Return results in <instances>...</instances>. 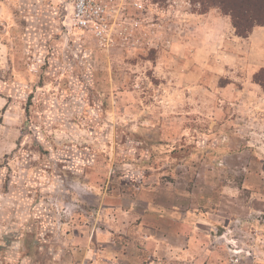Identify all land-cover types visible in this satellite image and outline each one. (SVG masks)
I'll return each mask as SVG.
<instances>
[{
	"label": "rangeland",
	"instance_id": "rangeland-1",
	"mask_svg": "<svg viewBox=\"0 0 264 264\" xmlns=\"http://www.w3.org/2000/svg\"><path fill=\"white\" fill-rule=\"evenodd\" d=\"M71 2L0 0V264H264V34L113 0L98 41Z\"/></svg>",
	"mask_w": 264,
	"mask_h": 264
},
{
	"label": "trees",
	"instance_id": "trees-1",
	"mask_svg": "<svg viewBox=\"0 0 264 264\" xmlns=\"http://www.w3.org/2000/svg\"><path fill=\"white\" fill-rule=\"evenodd\" d=\"M201 13L210 8H218L223 15L229 17L235 34L247 38L255 27H264V0H199ZM264 73L253 75V81L264 91Z\"/></svg>",
	"mask_w": 264,
	"mask_h": 264
},
{
	"label": "built area",
	"instance_id": "built-area-1",
	"mask_svg": "<svg viewBox=\"0 0 264 264\" xmlns=\"http://www.w3.org/2000/svg\"><path fill=\"white\" fill-rule=\"evenodd\" d=\"M113 0H72L68 13L71 29L106 41L110 25V3ZM137 5V4H136ZM141 7V5H139Z\"/></svg>",
	"mask_w": 264,
	"mask_h": 264
},
{
	"label": "crops",
	"instance_id": "crops-1",
	"mask_svg": "<svg viewBox=\"0 0 264 264\" xmlns=\"http://www.w3.org/2000/svg\"><path fill=\"white\" fill-rule=\"evenodd\" d=\"M209 17H210V14L206 16H202V18L204 19L209 18ZM262 34H264V27H255L253 31L251 32V34L248 36V38H245V39L254 40L256 39L257 35H261V38H262Z\"/></svg>",
	"mask_w": 264,
	"mask_h": 264
}]
</instances>
